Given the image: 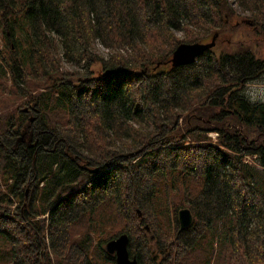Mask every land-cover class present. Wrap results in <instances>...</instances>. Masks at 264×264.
<instances>
[{"label":"trees","instance_id":"16d2710c","mask_svg":"<svg viewBox=\"0 0 264 264\" xmlns=\"http://www.w3.org/2000/svg\"><path fill=\"white\" fill-rule=\"evenodd\" d=\"M240 25L264 36V0H0V264H116L122 233L139 264H264V48L219 43Z\"/></svg>","mask_w":264,"mask_h":264},{"label":"water","instance_id":"95a60500","mask_svg":"<svg viewBox=\"0 0 264 264\" xmlns=\"http://www.w3.org/2000/svg\"><path fill=\"white\" fill-rule=\"evenodd\" d=\"M250 23V21H246ZM218 33H215L210 42H194V43H181L173 51L169 60L173 67L181 65L192 64L196 59L206 50L215 45ZM26 110V109H25ZM23 135L20 137V140ZM138 215L141 216V211L138 210ZM177 220L180 230H184L192 225L193 215L189 208H181L177 213ZM144 229L149 231V226L144 225ZM129 238L126 233L119 234L117 237L108 240L105 243V251L108 254L115 256L116 264H139L135 255L131 256L128 250ZM157 258V256L155 257Z\"/></svg>","mask_w":264,"mask_h":264},{"label":"rangeland","instance_id":"374dc122","mask_svg":"<svg viewBox=\"0 0 264 264\" xmlns=\"http://www.w3.org/2000/svg\"><path fill=\"white\" fill-rule=\"evenodd\" d=\"M232 2H233V0H232ZM237 16H238V17H236V19L238 20L237 22H241V21L246 22V21H248L247 18H246V13H243V12L239 11V13L237 14ZM257 38H258V41L260 42V44H258V42H255ZM245 39L250 40L251 42H253L252 49H253L254 52H258V51L263 50V48H264V36H260V38H259L257 36V34L249 31V29L245 25H240V27L238 28V30L235 32L234 35L232 33L230 34V32H229L225 36H222V38L220 39L219 43L222 46H225V45H227V42H226L227 40L228 41L231 40V41H234L235 42V41L245 40ZM2 46H3V40H2L1 35H0V49L3 48ZM96 50L102 56H107L106 55L107 54L106 49L103 48L98 43L96 45ZM63 67H65V68H71V69L72 68H76V69L77 68H81L80 65L79 66H75L73 63H68V62H65V61H63ZM99 70L100 69L98 68L97 65L93 66V72L94 73H98ZM246 92H247V94L249 96L254 95V96L258 97L257 100L264 101V99H259V97H264V80H262V81H256V82H253V83L248 84L246 86ZM21 108H23V107H21ZM16 113H17V111H16ZM211 136L213 138L216 137L215 133H212ZM248 159H249V157H248ZM166 226H167V224H166ZM166 226H165V228H166ZM100 235L103 238L104 236L107 235V231H103Z\"/></svg>","mask_w":264,"mask_h":264},{"label":"clouds","instance_id":"9594fccd","mask_svg":"<svg viewBox=\"0 0 264 264\" xmlns=\"http://www.w3.org/2000/svg\"><path fill=\"white\" fill-rule=\"evenodd\" d=\"M250 102H256V100L258 99V97L251 95L248 97ZM259 99H264V97H259Z\"/></svg>","mask_w":264,"mask_h":264},{"label":"flooded vegetation","instance_id":"af4514ba","mask_svg":"<svg viewBox=\"0 0 264 264\" xmlns=\"http://www.w3.org/2000/svg\"><path fill=\"white\" fill-rule=\"evenodd\" d=\"M22 140V139H21Z\"/></svg>","mask_w":264,"mask_h":264}]
</instances>
